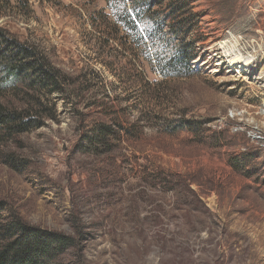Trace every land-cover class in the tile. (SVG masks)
I'll list each match as a JSON object with an SVG mask.
<instances>
[{
    "label": "rangeland",
    "instance_id": "obj_1",
    "mask_svg": "<svg viewBox=\"0 0 264 264\" xmlns=\"http://www.w3.org/2000/svg\"><path fill=\"white\" fill-rule=\"evenodd\" d=\"M0 28L60 77L0 81L41 114L0 128V223L71 238L58 264H264V0H0Z\"/></svg>",
    "mask_w": 264,
    "mask_h": 264
},
{
    "label": "trees",
    "instance_id": "obj_2",
    "mask_svg": "<svg viewBox=\"0 0 264 264\" xmlns=\"http://www.w3.org/2000/svg\"><path fill=\"white\" fill-rule=\"evenodd\" d=\"M175 61L189 65L194 59L183 45L177 51ZM59 74L41 53L20 44L5 29L0 28V81L3 84H26L40 89L59 86ZM31 109H11L0 103V128L11 136L29 131L36 113L29 117ZM29 118V119H27ZM102 135L108 133L101 131ZM110 134V133H108ZM101 137V136H99ZM73 241L57 232H48L25 224L19 217L0 223V264H58Z\"/></svg>",
    "mask_w": 264,
    "mask_h": 264
},
{
    "label": "bare ground",
    "instance_id": "obj_3",
    "mask_svg": "<svg viewBox=\"0 0 264 264\" xmlns=\"http://www.w3.org/2000/svg\"><path fill=\"white\" fill-rule=\"evenodd\" d=\"M219 45L221 49L224 50L225 53H227V58H229L227 63L229 64V67L232 68L240 66L238 68H240L241 70L242 68H245L248 65V59H244L240 53L235 51V45L226 43V41L220 43Z\"/></svg>",
    "mask_w": 264,
    "mask_h": 264
}]
</instances>
